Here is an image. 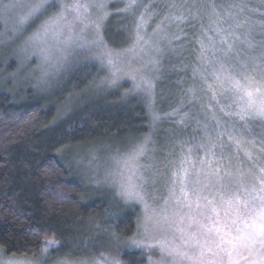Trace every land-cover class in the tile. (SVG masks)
<instances>
[{
  "label": "trees",
  "instance_id": "trees-1",
  "mask_svg": "<svg viewBox=\"0 0 264 264\" xmlns=\"http://www.w3.org/2000/svg\"><path fill=\"white\" fill-rule=\"evenodd\" d=\"M138 3L151 7L145 13L144 7L124 11L123 0L108 4L103 24L105 41L114 49L126 47L135 37L141 13L155 11L161 17L173 11L177 30L165 57L166 75L180 73L185 64L196 68L201 65L199 40L205 32L216 38L217 27H229L231 21L215 23L216 12L223 20H227L229 12L236 13L229 5H247L240 19L248 17L255 22L253 34L256 40L261 38L264 0H138ZM172 4L177 7L172 8ZM180 16L182 20L177 19ZM245 31L246 28L236 29L238 35ZM96 73L97 67L88 63L74 73L62 90L80 89ZM123 89L101 96L95 103L63 118L55 100L48 102L31 90L15 98L0 91V249L5 255L38 256L45 247V239L52 238L56 243L49 251L55 257L148 264L144 252L129 244L137 229V209L114 204L107 194H91L74 177L64 157L71 147L108 137L138 138L147 133L144 105L137 98H123L120 92ZM221 99L216 97L211 107H219ZM217 101L219 106L214 104ZM231 106L233 103L227 100L228 112ZM226 117L239 124L236 116ZM178 152L172 158L170 170L180 161L183 146ZM167 160L170 162V157Z\"/></svg>",
  "mask_w": 264,
  "mask_h": 264
},
{
  "label": "rangeland",
  "instance_id": "rangeland-1",
  "mask_svg": "<svg viewBox=\"0 0 264 264\" xmlns=\"http://www.w3.org/2000/svg\"><path fill=\"white\" fill-rule=\"evenodd\" d=\"M111 1L113 0H80L81 3L92 5L87 14V27L78 24L76 28L77 35L84 37L81 43L86 42L85 47L63 43L68 36L67 30L59 38H54L51 34L47 37L43 34L39 37L34 35L45 20L55 16L62 10L63 5L71 4L74 0H48L49 10L44 15L39 18L29 17L22 22L20 20L22 11L7 17L0 16V91L15 98L31 90L37 97H42L48 102L55 100L58 113L61 114L60 118L95 103L101 96L104 98L106 94L121 87H124L120 91L123 98L134 97L144 105L148 120L146 134L138 138L108 137L87 145L71 147L64 152V157L74 177L83 182L91 194H107L113 200L112 203L120 204L123 208L137 209V229L129 244L144 252L148 264H157L161 253L156 244L161 239V233L151 222L145 223L143 203L121 195L119 187L121 174L127 178L129 171L122 161L121 163L117 161L129 154L135 146L144 144L147 138L144 155L138 161L139 168L133 179L136 183H143V194L147 203L151 207L158 208L167 198L172 172L179 166L180 161L170 170L173 164L172 158L180 153L178 152L180 147L183 146L185 154L189 148H193L194 159L197 155L201 157L204 155L203 151L194 148V145L207 143L204 137L206 123L214 132L222 131L226 125L229 131L238 135L243 134L246 139H251L245 128L250 127L252 132H259L260 122L248 121L246 124L236 115L233 116H236L239 124L228 119L220 108H225L227 100H231L220 95L217 97L222 98L221 105L215 102L214 104L219 107H211L209 110L211 101L216 100L211 98V93L207 91L202 79L206 65L201 63L196 68L185 64L180 73L165 74V57L170 51L169 42L177 30L173 11L169 10L161 17L155 11L144 15L146 23L141 28L140 35L144 36L148 44L143 45L142 52L141 46H136L135 52L128 51L134 47L136 34L126 47L121 49L110 47L104 38L103 24ZM123 1L126 6L128 0ZM96 4H103L104 7L97 8ZM68 18L72 19L71 13ZM139 21L140 17L137 22ZM126 25H124L125 32ZM158 25L160 30L156 32ZM81 28L84 29L83 33L80 32ZM100 39L113 51V58L119 66L126 69V74H122L115 84L101 83L109 75V66L99 59L105 49L99 47L98 43L93 44ZM88 63L97 67L96 75L85 82L80 89L62 90V86L71 81L74 73ZM209 82H211L210 76ZM231 108L232 113L238 111L234 104ZM225 111L228 109L225 108ZM213 112L221 121L219 128L216 127L215 121L208 119ZM188 138L191 140L185 141ZM222 139L229 145L230 152L235 151L227 134ZM168 157L170 162L167 160ZM240 158L246 160L242 151ZM141 176L144 178L143 181L140 179ZM54 245L47 246L46 253L42 250L41 254L33 257L8 256L0 249V264H9V262L60 264L64 260H70L73 264H112L110 261L97 259L73 260L55 257L49 251ZM224 264H228L226 255ZM239 264L243 262L240 261Z\"/></svg>",
  "mask_w": 264,
  "mask_h": 264
},
{
  "label": "snow or ice",
  "instance_id": "snow-or-ice-1",
  "mask_svg": "<svg viewBox=\"0 0 264 264\" xmlns=\"http://www.w3.org/2000/svg\"><path fill=\"white\" fill-rule=\"evenodd\" d=\"M91 6L80 0L63 5L62 10L45 20L34 35L47 37L51 34L59 38L67 30L68 36L63 43L85 47L86 42L81 43L84 37L77 35L76 28L78 24L87 27ZM95 7L103 8L104 5L96 4ZM139 7H144L146 13L151 6L141 5L138 0H128L124 11ZM171 7L177 5L172 4ZM228 7L236 9V13L229 12L227 20H223L216 12L215 23L231 21L229 27L216 28L218 39L205 32L204 38L199 40V59L202 65H206L202 79L213 100L218 95L224 96L238 109L232 113L221 107V112L236 115L246 124L259 121L260 131L252 132L250 127H246L245 132L252 137L246 139L243 134L229 131L226 125L222 131L214 132L206 123L204 137L207 143L194 145L204 155H197L194 159L193 148L181 154L179 166L170 178L168 196L158 208L147 203L143 183H136L133 179L139 168L138 161L144 155L147 138L144 144L135 146L117 161H122L129 171L127 178L121 174V195L143 203L145 223L151 222L161 233L156 244L161 253L157 264H224L225 255L228 264H239L240 261L243 264H264V24L260 26L261 38L256 40L253 34L255 22L248 17L240 19L247 5L240 3ZM48 10V0H8L6 3L0 0V16L7 17L22 11L21 22L29 17L39 18ZM69 13L72 14L71 20ZM177 19L182 20L183 17ZM145 23L144 13H141L134 47L128 51L135 52L136 46H141L142 52L143 45L148 44L140 35ZM240 28H246V31L238 35L236 29ZM159 30L158 25L155 31ZM83 31L81 28L80 32ZM97 43L105 49L99 59L109 66V75L101 83L115 84L122 74H126V69L119 66L113 58V51L102 39L93 42ZM208 107L211 110V104ZM208 119L215 121L217 128L221 126L215 112ZM225 134L235 151L230 152L229 145L223 141ZM241 151L246 160L240 158ZM140 179L143 181V176ZM55 243L54 239L46 238L43 252L46 253L47 246ZM60 264L73 262L64 260ZM112 264L119 262L114 260Z\"/></svg>",
  "mask_w": 264,
  "mask_h": 264
}]
</instances>
